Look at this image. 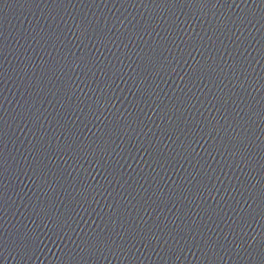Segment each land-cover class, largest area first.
Segmentation results:
<instances>
[{"label": "water", "instance_id": "95a60500", "mask_svg": "<svg viewBox=\"0 0 264 264\" xmlns=\"http://www.w3.org/2000/svg\"><path fill=\"white\" fill-rule=\"evenodd\" d=\"M264 194V0H154Z\"/></svg>", "mask_w": 264, "mask_h": 264}]
</instances>
